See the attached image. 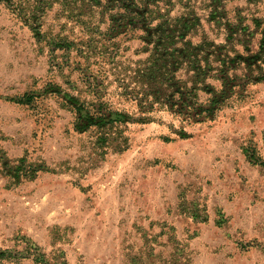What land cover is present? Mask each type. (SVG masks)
Masks as SVG:
<instances>
[{
    "label": "rangeland",
    "instance_id": "rangeland-1",
    "mask_svg": "<svg viewBox=\"0 0 264 264\" xmlns=\"http://www.w3.org/2000/svg\"><path fill=\"white\" fill-rule=\"evenodd\" d=\"M94 3L0 0L3 264H264V0Z\"/></svg>",
    "mask_w": 264,
    "mask_h": 264
},
{
    "label": "trees",
    "instance_id": "trees-1",
    "mask_svg": "<svg viewBox=\"0 0 264 264\" xmlns=\"http://www.w3.org/2000/svg\"><path fill=\"white\" fill-rule=\"evenodd\" d=\"M95 1V5H100L104 7L105 9H109L113 11V16L117 17V23L121 26L129 30L131 28H138L140 25L143 27H146L148 29L152 30V37L155 39H158V25H157V17H158V8H160L159 3L162 0H92ZM151 33V32H150ZM171 38V35L162 34L160 41H167ZM167 52L168 55V51ZM163 52V54L165 53ZM175 54L177 55L176 58H174L175 65L178 66V63L184 60V57L186 55L183 54V52L175 50ZM170 55V54H169ZM168 55V56H169ZM163 65L166 66V64L163 63ZM177 68H180L178 66ZM229 68V67H227ZM198 69V67H196ZM227 69L225 67H220V69L217 70L216 73L226 75ZM156 78V77H153ZM164 80H161L163 82ZM165 82V81H164ZM180 84L178 87L179 89L184 90V92L187 89V87L181 85V81H178ZM152 88H158V79H153L152 83L149 85V87ZM155 101L159 104H163L166 98L162 94L158 93V90L155 92ZM27 100H30L31 97L26 96ZM185 104V103H184ZM92 115L90 114V117ZM90 117H87V121L93 122ZM92 118V117H91ZM114 120V119H111ZM39 257L43 258L44 256L42 254L38 255ZM16 255L13 254L9 250H0V264H3V261L5 260H11L16 259ZM18 258H21L20 256ZM40 262H46L44 259H36Z\"/></svg>",
    "mask_w": 264,
    "mask_h": 264
}]
</instances>
